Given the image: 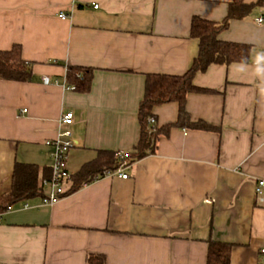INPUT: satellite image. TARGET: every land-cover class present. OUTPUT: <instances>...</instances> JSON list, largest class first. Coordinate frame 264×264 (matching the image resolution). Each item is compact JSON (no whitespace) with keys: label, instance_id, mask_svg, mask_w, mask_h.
Here are the masks:
<instances>
[{"label":"crops","instance_id":"0c3cea01","mask_svg":"<svg viewBox=\"0 0 264 264\" xmlns=\"http://www.w3.org/2000/svg\"><path fill=\"white\" fill-rule=\"evenodd\" d=\"M232 1L0 0V49L20 44L33 70L28 81L0 79V195L12 188L16 162L39 166L40 176L51 166L46 142L62 130L77 142L72 174L99 150H131L147 74L185 73L198 49L192 18L222 21ZM259 17L264 3L219 34L249 44L250 60L210 65L193 80L210 91L187 95L191 120L215 128L175 126L127 178L106 169L52 204L39 196L0 213V264H86L98 252L106 264H206L209 239L232 244L230 264H264ZM71 65L93 69L89 91L66 88ZM177 110L176 102L156 106L157 124L175 121ZM68 111L70 125L61 122Z\"/></svg>","mask_w":264,"mask_h":264},{"label":"trees","instance_id":"16d2710c","mask_svg":"<svg viewBox=\"0 0 264 264\" xmlns=\"http://www.w3.org/2000/svg\"><path fill=\"white\" fill-rule=\"evenodd\" d=\"M264 0L248 2L247 0H233L229 4L227 15L222 21H212L199 16L191 20V36L198 41L197 53L189 69L179 75L165 73H149L145 80L144 96L139 104L138 119L140 123V137L134 147L127 151L128 157L120 160L115 151L99 150L97 156L84 163L78 171L71 174L72 185L66 190L72 191L84 182H91L104 170H117L123 162L132 164L156 150L157 142L163 135L169 133L175 126H187L198 129H213L212 125L204 121H192L187 110V95L195 91H210L194 84L193 80L199 72L205 71L212 64L244 63L250 60L251 46L222 40L220 32L228 26L230 20L243 18L251 13L254 7L263 4ZM32 62L22 56L20 44H14L10 49H0V79L28 81L32 78ZM93 69L86 66L71 65L66 72V85L79 92H87L91 88ZM176 102L178 105L177 119L158 125L154 108L158 105ZM155 118V124L149 123V118ZM40 167L34 164L15 163L13 183L9 192L0 195V213L8 211L13 205L28 199L44 197L43 179L52 175V167H45L40 176ZM41 178V179H40ZM65 192V193H66ZM232 244L213 239L208 240L206 264H230ZM104 254L89 253L86 264H106Z\"/></svg>","mask_w":264,"mask_h":264},{"label":"built area","instance_id":"2783aa9c","mask_svg":"<svg viewBox=\"0 0 264 264\" xmlns=\"http://www.w3.org/2000/svg\"><path fill=\"white\" fill-rule=\"evenodd\" d=\"M97 7V5H95ZM61 17H66L65 13H60ZM264 19L262 17H259L257 19L258 23H261ZM43 81L45 83L49 82L48 77H44ZM66 88L71 89L69 85H65ZM26 111V110H23ZM74 112L68 111L66 112L62 118L61 122L66 125H70L73 121V114ZM149 123L154 126L155 124V118L150 117ZM46 144L53 146L54 150L52 152V175L49 179H43L42 184L45 188V195L42 197L43 203L52 204L56 202V200L63 195L66 190L68 189V185L72 183V176L71 172L68 169V158L69 157V151L77 144L76 140L74 139L72 132L69 129L62 130L58 137L48 140ZM116 156L120 160H125L128 157V152L126 150H119L116 152ZM130 164H127V162H123L120 167L117 168V170H114L113 172L117 175L121 176L122 178H127L128 173L125 171ZM110 174V173H109ZM256 194L258 195V199H262L263 197V191H264V179H259L256 185ZM26 205V204H25ZM261 253L264 255V248L261 249Z\"/></svg>","mask_w":264,"mask_h":264}]
</instances>
